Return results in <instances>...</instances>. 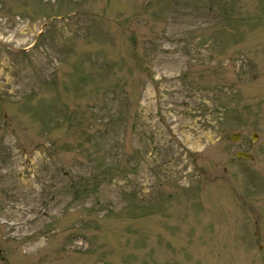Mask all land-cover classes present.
I'll list each match as a JSON object with an SVG mask.
<instances>
[{"label":"rangeland","instance_id":"1","mask_svg":"<svg viewBox=\"0 0 264 264\" xmlns=\"http://www.w3.org/2000/svg\"><path fill=\"white\" fill-rule=\"evenodd\" d=\"M0 264H264V0H0Z\"/></svg>","mask_w":264,"mask_h":264},{"label":"bare ground","instance_id":"2","mask_svg":"<svg viewBox=\"0 0 264 264\" xmlns=\"http://www.w3.org/2000/svg\"><path fill=\"white\" fill-rule=\"evenodd\" d=\"M213 135V134H211ZM211 135H208V134H204L203 136L202 135H196L195 139L196 140H193V144L194 145H199L201 142L205 141V140H210L211 139Z\"/></svg>","mask_w":264,"mask_h":264},{"label":"water","instance_id":"3","mask_svg":"<svg viewBox=\"0 0 264 264\" xmlns=\"http://www.w3.org/2000/svg\"><path fill=\"white\" fill-rule=\"evenodd\" d=\"M232 140L234 141L235 137H233ZM237 157L245 158V159L250 158V156L248 154H244V153H237Z\"/></svg>","mask_w":264,"mask_h":264}]
</instances>
